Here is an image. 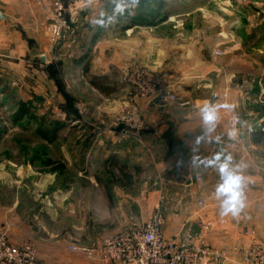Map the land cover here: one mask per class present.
Listing matches in <instances>:
<instances>
[{
	"label": "crops",
	"instance_id": "0c3cea01",
	"mask_svg": "<svg viewBox=\"0 0 264 264\" xmlns=\"http://www.w3.org/2000/svg\"><path fill=\"white\" fill-rule=\"evenodd\" d=\"M249 1L139 0L131 15L110 23L112 0H65L72 31L55 45L48 30L51 0H0V84L30 106L41 104L42 113L69 112L78 121L85 111L89 118L109 119L125 98L120 72L132 61L170 83L178 96L170 103L138 99L146 122L138 138L100 132L87 139L50 138L64 146L62 160L71 164L73 175L70 184L56 188L76 193L71 204L86 193L90 208L97 199L102 206L99 219L106 227L86 234L89 240L137 225L156 207L163 212L166 236L177 234L184 222L209 221L205 239L227 250L223 264H235L236 247L263 240L264 0ZM208 23L215 29L214 43L202 38ZM89 75L104 76L112 90L101 92L88 82ZM54 79L61 83L55 85ZM206 100L236 105L234 112L221 109L214 135H222L223 144H201L196 154L210 156L222 146L235 163L246 165V207L237 218L219 214L218 173L190 163V148L202 130L198 106ZM233 115L240 118L236 141L226 135ZM76 178L80 185L71 183ZM12 224L11 217L3 226L10 231Z\"/></svg>",
	"mask_w": 264,
	"mask_h": 264
},
{
	"label": "rangeland",
	"instance_id": "374dc122",
	"mask_svg": "<svg viewBox=\"0 0 264 264\" xmlns=\"http://www.w3.org/2000/svg\"><path fill=\"white\" fill-rule=\"evenodd\" d=\"M244 3L250 1L244 0ZM206 26V33H202V38L204 37L206 43H214L215 29L209 23ZM132 62H127L123 67L140 66L137 61ZM53 82L57 86L61 83L55 79ZM4 85V82L0 84V214L8 211L9 215L7 219L0 216V231H5L13 243H30L43 264H98L93 257L81 251L70 250L69 245L92 247L100 243L102 239L97 242L89 240L86 236H91L92 230L106 227L99 219L102 209L100 201L92 200L93 207L90 208L91 204L85 201L89 194L81 193L77 194L78 201H73L72 207L70 198H74L76 193L71 194L56 188L60 184H70L72 175L71 164L62 160L61 148L64 146L60 148V145H53L54 139H43L35 131L36 122L25 115L19 121L13 120L17 109L16 102L21 99L10 87H7L6 92H2ZM125 87L127 90L126 85ZM129 99L130 96L126 92L117 113L107 120L89 118L82 110H79L82 112L79 113L81 117L78 121L69 118V112H64L63 115L57 112L42 113V105L39 103L31 106V110L41 125L61 126L55 136H78L87 139L97 132L109 133L105 130L106 124L120 112ZM138 99H134V104L139 110ZM68 105L70 106L69 103ZM140 115L144 120L141 113ZM115 136L117 137V134ZM71 183L80 185L82 180L76 178ZM93 195L98 196L96 193H93L92 197ZM11 213L14 215L11 216ZM11 217L14 224L10 225L12 229L7 231L3 226L4 221H10ZM123 227L126 226L121 228Z\"/></svg>",
	"mask_w": 264,
	"mask_h": 264
},
{
	"label": "built area",
	"instance_id": "2783aa9c",
	"mask_svg": "<svg viewBox=\"0 0 264 264\" xmlns=\"http://www.w3.org/2000/svg\"><path fill=\"white\" fill-rule=\"evenodd\" d=\"M51 7L49 40L56 45L68 39L72 26L66 16L65 0H51ZM120 78L128 88L130 99L105 128L119 138H137L146 129L134 99L178 102V96L170 83L147 73L141 66L124 68ZM163 221V212L156 207L141 223L120 228L114 234L103 237L95 246L69 245V249L81 251L104 264H203L206 260L212 264H223L228 259L225 248H216L207 243L205 235L211 226L209 221L198 218L195 225L184 222L173 236L164 235ZM235 252V264H264V238H253L248 244L236 247ZM0 264L43 263L30 243H13L5 231H0Z\"/></svg>",
	"mask_w": 264,
	"mask_h": 264
},
{
	"label": "clouds",
	"instance_id": "9594fccd",
	"mask_svg": "<svg viewBox=\"0 0 264 264\" xmlns=\"http://www.w3.org/2000/svg\"><path fill=\"white\" fill-rule=\"evenodd\" d=\"M114 4V15L108 17V22H114L115 17L128 13L132 14L139 0H112ZM221 109L228 112H234L236 105L232 103H214L212 101H204L198 106V112L201 119V133L194 137L192 147L190 148V163L194 167H202L204 169H214L218 173V182L214 189V198L219 202V214L221 216L231 215L237 218L241 215L246 207L245 187L247 179L243 174L246 165L235 163L231 153L225 151L221 146L210 156H200L201 144H223V136L215 134L217 126L221 121ZM240 123L238 115H233L230 121L231 126L227 130V137L230 141H236L239 136L237 124ZM178 166H182L184 161L177 162Z\"/></svg>",
	"mask_w": 264,
	"mask_h": 264
},
{
	"label": "trees",
	"instance_id": "16d2710c",
	"mask_svg": "<svg viewBox=\"0 0 264 264\" xmlns=\"http://www.w3.org/2000/svg\"><path fill=\"white\" fill-rule=\"evenodd\" d=\"M84 72L86 73L85 69H84ZM88 82L94 87H96L98 90H100L101 92L107 93L112 90V88L104 84L106 83L104 76L89 75ZM3 91L6 92V89L4 88ZM65 98L67 100V96H65ZM16 103H17V109L13 116V120L19 121L25 115V117H27L28 119L34 120L36 122L37 127L35 131L42 138L50 140V138H53L55 136V134L57 133V131L59 130L61 126L55 125V126L46 127V126L41 125L40 123H38L36 114L31 110V106L28 104L27 101L17 100ZM118 172L120 173V175L127 177V173L121 168L118 169Z\"/></svg>",
	"mask_w": 264,
	"mask_h": 264
}]
</instances>
